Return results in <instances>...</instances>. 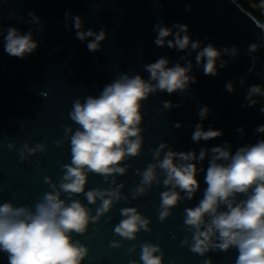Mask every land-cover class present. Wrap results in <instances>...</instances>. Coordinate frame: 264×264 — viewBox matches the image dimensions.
<instances>
[{
  "label": "water",
  "instance_id": "water-1",
  "mask_svg": "<svg viewBox=\"0 0 264 264\" xmlns=\"http://www.w3.org/2000/svg\"><path fill=\"white\" fill-rule=\"evenodd\" d=\"M189 3L192 7L187 11ZM67 10L83 18L85 30L105 28L108 35L100 51L89 52L87 42L75 38L71 22L64 18ZM29 12L39 16L44 26L43 32L34 30V39L39 42L34 54L24 59L9 56L0 36V203L34 205L50 191L43 182L45 176L59 182L63 174L61 166L71 162V150L69 141L59 147L56 141L63 139L65 125L78 127L68 115L76 98L83 101L88 95H98L103 86L120 73L140 74L147 79L149 74L143 65L161 56L169 58L170 66L177 61L185 63L180 57L186 52L155 45L157 33L153 26L161 20L169 27L174 23L188 24L193 40L199 39L203 45L211 42L221 49L235 45L240 50L239 56L235 59L224 56L223 59L231 62L218 69V75L206 76L202 69L195 67L193 53L189 57L194 65L191 74L198 82L190 85L189 91L182 95L158 92L143 101L141 154L125 161L130 165L127 173L117 176L118 184H124L121 191L127 199L114 204L98 223L89 225L85 234L73 233V239L90 250L83 264H131L133 260L142 264L139 245L144 242L161 246L164 264H173V261L174 264H203L206 258H210L212 264H234L238 254L235 249L210 251L200 256L188 246H181V241L186 237L190 240L192 235L184 226V209L195 206L202 198L206 188L203 172L198 174L201 187L195 198L182 200L163 222L159 219L160 193L165 190L162 184H154L147 195L135 199L132 192L142 179L137 170L142 172L154 162L150 150L160 143H168L176 151L199 152L202 147L211 148L228 141L234 152L244 144L264 139V134L255 133L256 127L264 124V113L260 111L264 98L257 97L260 102L255 106H241L246 104L245 95L250 85H264V40L260 39L259 20L235 0H0V27L14 26L22 33L34 29L35 26L19 19H30ZM13 15L14 18L9 19ZM251 43L261 47L250 56L247 49ZM252 56L257 62L250 73ZM240 77L246 79L243 86L239 83ZM228 81L233 82L235 92L226 91ZM165 100L182 104V107L157 115ZM204 105L210 108L208 118L203 121L205 130L211 127L224 134L194 143L191 135L195 124L201 122L197 113ZM177 122L183 126L174 127ZM241 127L243 135L237 131ZM10 142L15 144V149L8 148ZM25 142L31 146L44 143L46 151L21 160L19 149ZM207 165L206 159L201 166L206 169ZM97 187L113 186L102 176L90 173L86 191ZM77 198L95 214L99 201L89 205L83 194ZM124 207H137L151 220L152 231L141 230L132 241L116 235L113 229L123 218L120 209ZM112 241H119L123 246L110 247ZM133 245L137 246L136 252L129 253ZM0 264H8L3 253H0Z\"/></svg>",
  "mask_w": 264,
  "mask_h": 264
},
{
  "label": "clouds",
  "instance_id": "clouds-1",
  "mask_svg": "<svg viewBox=\"0 0 264 264\" xmlns=\"http://www.w3.org/2000/svg\"><path fill=\"white\" fill-rule=\"evenodd\" d=\"M191 7L189 3L186 10L190 11ZM260 7L264 9V0ZM28 17V20L19 18L20 22L35 26L27 32L22 33L14 26L0 27L4 51L9 56L24 59L39 47L34 30L43 32V23L34 12H29ZM12 18L14 15L9 17ZM64 18L71 22L75 38L87 42L89 52L101 50L108 35L105 28L85 30L83 18L73 15L71 10L65 11ZM65 27H68L67 23ZM259 27L262 30L260 39L264 40V23ZM153 31L157 33L155 45L186 52L180 57L185 63L177 61L170 66L169 58L161 56L143 65L149 74L147 79L140 74L120 73L105 84L98 95L73 101L68 115L78 127L73 129L65 125L63 139L56 141L57 147L69 141L71 150V162L61 166L63 174L59 182L45 176L43 182L50 191L34 205L0 203V253L6 255L8 264H83L90 250L81 241L74 240L73 233L85 234L90 224L98 223L114 204L127 199L121 191L124 184H118L117 176L127 173L130 165L125 161L141 154L143 101L158 92L182 95L189 91L190 85L198 82L191 74L194 65L189 57L193 53L195 67L202 69L206 76L218 75V69L231 62L223 59L224 56L231 59L239 56L240 50L235 45L221 49L211 42L203 45L201 40H193L188 24L174 23L169 27L161 20L153 26ZM260 47L258 43H251L247 54L251 56ZM256 62V57L252 56L250 73L255 70ZM239 83L245 85L246 79L240 77ZM225 89L229 93L236 91L232 81L226 83ZM257 97L264 98V85H250L245 95L246 104L241 106H255L260 102ZM179 107L182 104L162 101V110L158 109L157 115ZM260 111L264 113V107ZM209 114L207 105L199 108L197 115L201 122L195 124L191 135L194 143L210 141L224 134L211 127L205 130L203 121ZM182 126L180 122L174 125L176 128ZM237 131L244 134L243 127ZM255 133L264 134V124L258 125ZM15 147L14 143L8 144L9 149ZM45 151L44 143L31 146L25 142L19 149L20 159L26 160ZM150 151L154 162L142 172L137 170L142 179L132 192L133 199L147 195L154 184H162L165 190L160 193L159 219L163 222L182 200L195 198L201 187L198 174L203 172L206 188L202 198L195 206L184 209V226L192 235L190 240L183 239L181 246H188L200 256L210 251L235 249L238 254L234 264H264V139L244 144L234 152L228 141L211 148L202 147L199 152L176 151L168 143H160ZM206 159L205 169L201 165ZM90 173L102 176L113 187L86 191ZM81 194L89 205L99 201L94 215L93 209L77 198ZM120 214L123 218L113 231L122 239L136 240L141 230L152 231L151 220L137 207H124ZM122 246L119 241L110 244L113 248ZM139 248L142 264H164V252L159 244L144 242ZM136 249L133 245L128 251L135 253ZM131 264L138 262L133 260ZM203 264H212V260L206 258Z\"/></svg>",
  "mask_w": 264,
  "mask_h": 264
},
{
  "label": "rangeland",
  "instance_id": "rangeland-1",
  "mask_svg": "<svg viewBox=\"0 0 264 264\" xmlns=\"http://www.w3.org/2000/svg\"><path fill=\"white\" fill-rule=\"evenodd\" d=\"M237 3H239L243 8H245L246 10H248L250 13L253 14V10L252 9H256L258 11H260L261 16L256 17L257 20H259V22L262 24L264 23V11H262L258 5L255 3L254 0H235Z\"/></svg>",
  "mask_w": 264,
  "mask_h": 264
},
{
  "label": "trees",
  "instance_id": "trees-1",
  "mask_svg": "<svg viewBox=\"0 0 264 264\" xmlns=\"http://www.w3.org/2000/svg\"><path fill=\"white\" fill-rule=\"evenodd\" d=\"M254 1H255V3L258 5V7L261 9V7H260L261 0H254ZM252 10H253V15H254L255 17L261 16L260 11H258V10H256V9H252ZM261 10L264 11V9H261Z\"/></svg>",
  "mask_w": 264,
  "mask_h": 264
}]
</instances>
